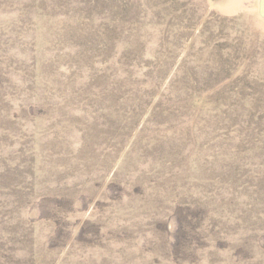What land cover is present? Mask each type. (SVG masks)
I'll list each match as a JSON object with an SVG mask.
<instances>
[{
  "label": "rangeland",
  "instance_id": "rangeland-1",
  "mask_svg": "<svg viewBox=\"0 0 264 264\" xmlns=\"http://www.w3.org/2000/svg\"><path fill=\"white\" fill-rule=\"evenodd\" d=\"M0 264H264V0H0Z\"/></svg>",
  "mask_w": 264,
  "mask_h": 264
}]
</instances>
